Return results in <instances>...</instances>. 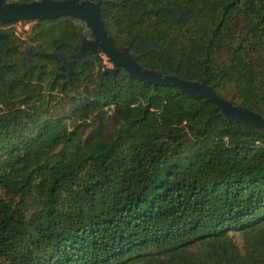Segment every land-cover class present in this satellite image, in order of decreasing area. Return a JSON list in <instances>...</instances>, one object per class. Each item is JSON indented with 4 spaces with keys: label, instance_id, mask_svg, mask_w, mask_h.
Listing matches in <instances>:
<instances>
[{
    "label": "trees",
    "instance_id": "obj_1",
    "mask_svg": "<svg viewBox=\"0 0 264 264\" xmlns=\"http://www.w3.org/2000/svg\"><path fill=\"white\" fill-rule=\"evenodd\" d=\"M97 1V0H91ZM138 61L264 116V0H103ZM78 20L0 22V264H264V131L175 85L66 82ZM19 24V22H16Z\"/></svg>",
    "mask_w": 264,
    "mask_h": 264
},
{
    "label": "water",
    "instance_id": "obj_2",
    "mask_svg": "<svg viewBox=\"0 0 264 264\" xmlns=\"http://www.w3.org/2000/svg\"><path fill=\"white\" fill-rule=\"evenodd\" d=\"M102 1L91 0H0V22H41L47 19L63 18L64 21L80 20L90 30V37L82 33L81 26L77 32L79 38L72 52L63 55L60 52H47L44 48L35 50L29 47L18 63L26 73L25 63L31 54H50L57 56L66 77V82L71 81V76L78 74L77 64H85L93 59L94 53L101 51L112 64L104 65L102 74L107 72L117 73L124 68L128 75L154 84L175 85L192 95L208 99L214 103L223 116L231 123H244L256 130L264 131V116L245 106L234 104L218 94L206 80H189L173 74H164L158 69L142 65L137 56L128 46L119 44L116 36L107 26L102 12Z\"/></svg>",
    "mask_w": 264,
    "mask_h": 264
},
{
    "label": "rangeland",
    "instance_id": "obj_3",
    "mask_svg": "<svg viewBox=\"0 0 264 264\" xmlns=\"http://www.w3.org/2000/svg\"><path fill=\"white\" fill-rule=\"evenodd\" d=\"M8 1H16V0H8ZM7 25H14L18 28V30H20V32L22 31V33L24 35H26L27 33L30 32V29L33 25V22H23V23H19L17 24L16 22H7L6 23ZM77 24L79 26H81V30H82V33L87 36V37H90V30L88 29V27L80 20H78ZM103 58H104V61H105V65L109 66V67H112V64L108 61L107 57L103 54L102 55Z\"/></svg>",
    "mask_w": 264,
    "mask_h": 264
},
{
    "label": "flooded vegetation",
    "instance_id": "obj_4",
    "mask_svg": "<svg viewBox=\"0 0 264 264\" xmlns=\"http://www.w3.org/2000/svg\"><path fill=\"white\" fill-rule=\"evenodd\" d=\"M30 59V58H29Z\"/></svg>",
    "mask_w": 264,
    "mask_h": 264
}]
</instances>
